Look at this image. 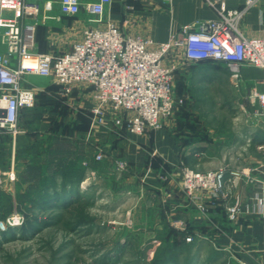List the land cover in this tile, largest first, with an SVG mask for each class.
<instances>
[{
  "label": "rangeland",
  "instance_id": "rangeland-1",
  "mask_svg": "<svg viewBox=\"0 0 264 264\" xmlns=\"http://www.w3.org/2000/svg\"><path fill=\"white\" fill-rule=\"evenodd\" d=\"M86 2L88 1L84 0ZM85 9L83 6L79 13L72 15H63L56 10V16L52 14L54 19L50 20L73 28L71 26H75V16L86 13ZM92 17L90 14L88 19ZM37 21L34 51L60 53L59 50H47L53 42L48 38L50 28L44 19L38 18ZM71 31L78 33L77 29H70L64 34L68 35ZM167 54L168 52L164 55L163 62ZM185 61L184 70H180L176 64L173 75L172 93L177 102L170 115L161 116V125L158 127L147 125L142 131H135L129 122L126 125L130 116L111 101L103 105L104 120L95 119L94 109L99 101L95 88L88 83L86 84L92 90L93 100L86 107L69 102L74 84L70 93L65 95L63 86L56 82L61 86L57 89L61 95L54 92L53 95H41L40 102L33 101L32 107L23 106L20 109L18 132L14 134L13 130L4 129L1 132L6 134L0 136V167L1 170L6 167L7 170L0 172V264H242L232 255L229 247L224 250L216 249L206 238L192 247L193 237L187 232V225L166 214L165 217L172 225L185 231L182 243L186 245L164 246L160 237L151 238L154 234H151L150 240L149 236L144 235H141L142 239H135L133 235H137L136 229L140 230L148 223L149 228H156L160 221L159 210L157 211L159 200H155L157 192L153 191L156 192L155 195L147 196L145 193L141 198L142 195H138L136 190L127 188V182L123 186L114 183L124 176L128 183L133 181L134 184V180L139 179L126 174L131 169L127 155L118 156L110 162L104 148L105 141L94 136L96 128L98 132L102 129L117 132L125 129L135 136H142L168 124L173 128L176 139L180 142L184 139L187 144V150L183 153L189 152L188 156H183V159L173 164L180 172L179 187L187 198V203L194 204V208L203 215L219 203L231 223L253 217L254 214L264 220V215L257 209L253 210L252 206V197L259 191L264 179L255 178L257 175L254 172L260 164L264 168V118L258 115L260 105L251 101L250 92L257 85H251L252 80H248L243 73L244 68L255 67L243 66L242 79L237 83L232 76V68L225 62ZM36 77L38 81L34 83L40 84L41 76ZM83 114L85 118H80ZM134 115L137 116L136 113ZM27 116L31 117L29 122ZM36 116L40 118H34ZM118 118H122V123L118 122ZM78 120L91 130L90 135L86 132L81 138H94L98 145L96 152L93 149L91 159L81 160V164L77 165L78 169L74 167V174H69L73 178H62L65 172H60L61 168L57 169V166L46 167L40 178L39 173L38 176L34 174L35 168H28V164L24 162L21 166L16 165L15 170L7 167L13 161L10 160L12 150L9 149L14 138L17 143H22L24 159L37 153L38 146L44 147L51 140L45 134L51 130L70 132ZM31 142H34L32 151L29 148ZM26 146L28 147L25 148ZM151 153L158 155L157 151L152 150ZM107 160L108 166H105ZM81 165L85 169V178H77ZM221 169L226 170L221 188L187 187L188 171L208 174ZM35 170L39 172V169ZM96 170L101 174L97 175ZM147 172L149 170L145 168L144 175ZM144 178L145 176L142 180ZM254 181L258 183V187L253 191L251 200L243 201L239 188L243 182L251 184ZM135 185L138 188L136 183ZM140 185L144 186V191L148 187L143 181ZM160 187L159 196L164 199L167 197L166 183ZM218 197L224 198L222 205ZM238 203L242 204V209L236 218H232L229 210ZM161 208L162 213L169 209L167 205L165 210L164 206ZM16 213L21 217L20 222L6 224V228H2L7 218ZM170 226L167 225V229ZM144 233L147 234L148 231ZM162 233L163 231L160 232ZM173 234L172 232L171 235Z\"/></svg>",
  "mask_w": 264,
  "mask_h": 264
},
{
  "label": "built area",
  "instance_id": "built-area-1",
  "mask_svg": "<svg viewBox=\"0 0 264 264\" xmlns=\"http://www.w3.org/2000/svg\"><path fill=\"white\" fill-rule=\"evenodd\" d=\"M55 1L65 15L77 14L86 7V12L93 16L90 20L98 24L103 22L111 3V0L86 3L82 0H0V42L5 46L4 50L0 49V132L7 129L16 134L21 106L33 103L34 92L21 84L26 74L53 77L63 86L65 95L76 82L93 86L99 101L94 117L99 121L105 118L103 105L111 101L130 116L126 125L130 123L135 131L140 132L147 125L158 127L161 116L170 115L177 102L172 93L177 65L163 62L164 55L174 45L184 47L187 61L227 63L237 83L242 79L243 66L258 68L263 74L262 88L254 87L250 93L251 101L260 105L258 115L264 118V30L258 36L245 35L239 28L243 9L228 7L226 0H206L216 7L218 17L199 21L195 28L185 25L186 36L181 40L156 43L151 38L127 35L114 22L106 21L102 27L86 28L83 38L68 51L36 52L37 19L52 18ZM256 1L246 0L247 6ZM118 119L122 123V118ZM225 173L224 169L208 174L190 170L186 184L190 189L221 188ZM252 201L253 207L264 215V179ZM241 206L238 203L230 208L232 218L239 215ZM20 218L18 213L14 214L2 228L20 222Z\"/></svg>",
  "mask_w": 264,
  "mask_h": 264
},
{
  "label": "crops",
  "instance_id": "crops-1",
  "mask_svg": "<svg viewBox=\"0 0 264 264\" xmlns=\"http://www.w3.org/2000/svg\"><path fill=\"white\" fill-rule=\"evenodd\" d=\"M82 1L84 2V0ZM226 1L230 8L243 9L242 16L239 20V28L245 35L258 36L262 33L264 30V0H257L254 4L248 6L246 0ZM56 10L63 14L59 9V4L55 1L51 14H54ZM89 15L90 14L86 12L75 16V26H71L73 28L51 22L50 19L54 18L45 19V23H48V28H50L48 38L51 42L53 41L50 45L51 48L47 50H54L52 52H55V50H59L60 52L68 51L75 42L83 38L86 28L102 27L106 21L114 22L119 29L127 35L151 38L156 43L169 39L181 40L186 36V33L183 31L185 25H191L195 28L199 21L217 18L218 11L215 6L206 2V0H111V3L107 6L106 12L103 15L102 23L98 24L88 19ZM39 19H41V17ZM70 29H77L78 33L71 31L68 35L64 34L65 31ZM154 46L155 45H151V47ZM0 49H5V46L1 42ZM185 62L184 47L176 45L172 47L164 60L166 64H178L180 70H184ZM243 73L248 80H252L251 85H257L258 88H262L260 81L263 74L259 69L247 67L244 68ZM184 78H187V76H184ZM39 80H42L40 84L34 83L38 81L34 74H26L22 79L23 88L30 89L34 92V102H40L42 100L41 95H53L52 92L60 93L57 92V89L61 86L54 82L53 77L41 76ZM92 100V90L88 84L84 82L74 83V92L69 95V102H71V104L75 102L79 103L81 107H86V104L92 103ZM32 106L33 105L25 107ZM22 107L23 106L20 108L21 110ZM45 116L47 117L48 113ZM34 118L40 117L36 116ZM80 118H85L84 114L81 115ZM26 119L29 122L31 117L27 116ZM89 129L90 128L86 126L85 123H80V120H78L70 132L51 130V132L45 134V137H49L51 140L49 139L50 141L46 142L44 147L41 145L38 146V152L29 155L30 158L28 156L27 158L24 157V159L22 157V143H17V139L14 138L13 145H11L9 149L12 150L10 160L13 161L11 166L9 164L7 167L15 170L16 165L21 166L24 162L28 164V168L33 167L39 169V172L34 169V174L37 175L39 173L38 178H40L43 171H46V167L49 168V165H51L53 167L57 166V169L60 167L61 170L59 171L65 172L62 178H73L69 174H74V167L78 169L77 165L78 163L81 164V160L91 159L94 155L92 152L94 148L96 152L98 145L96 139L81 138L86 132L90 135L91 130ZM97 129L98 128L95 129L96 132L94 136L100 139L103 138L102 140L105 141L104 148L108 153L110 162L118 156L127 155L131 162V169L126 172V174L134 175L135 178L139 179V181L135 179L133 184V181L132 183H128V181H126L127 178L125 180L124 176L123 178L120 177V179L115 180L114 183L123 186V184L127 182V188L130 190L132 189V191L136 190L138 195H142L141 198L145 193L147 196L148 194L155 195L157 192L158 196L155 200H159L157 211L159 210L160 221L157 222L156 228H149L148 225L150 223H148L145 224L147 226H142L143 228L140 230L136 229V231H138L137 235H133L135 239H142L143 236L141 235H144V237L149 236V240L151 238L159 239L160 237L159 240L164 246H169V244L174 247L182 246L184 244L182 242L185 240V231L172 225L171 221L169 222V219L165 217L166 214L169 218L172 217L173 220L177 221L181 220L187 225V232L191 233L193 237V241L191 242L192 247L197 246L199 240L202 238H206L217 247L216 249L224 250L225 247H229L228 249L231 250L232 255L242 264H264V220L259 216L254 214L255 216L253 217H247L236 223H231L227 220L225 211L219 206V203L218 206L211 208L210 212L204 215L194 208V204L187 203L188 200L179 187L180 172L173 167V164L183 159V156H188L189 152L183 153L184 150H187V144L184 139H182L181 142L176 139L171 126L168 124L164 125L162 128L153 130V132H149L142 136H135L125 129L119 132L113 129H102L98 132ZM4 134L6 133L1 132L0 136ZM117 134H119V137ZM41 140L42 138L37 139L35 144ZM32 143L34 142H31L29 146L31 151L33 150ZM27 147L28 146L25 148ZM152 150L157 151L158 155L152 154ZM109 160H107L105 166H108ZM260 165L254 172L255 175L264 177V168H261L262 166ZM81 168L82 169L78 171L77 178H85V169L82 165ZM94 168L98 169V167ZM145 168L149 170L146 175H144ZM5 171H7L6 167L2 170L0 167V172ZM96 171L98 173L97 175H99V173L101 174L99 170ZM143 176H145V178L142 180ZM140 180L148 186L145 191L143 190L144 186L140 185ZM135 183L138 185V188H136ZM165 183V194L167 197L163 199V197L161 198L159 196V190H161L160 185ZM256 187H258V183L256 184L255 181L251 184L247 182L245 184L244 182L242 183L239 190L243 201H248V199L251 200V196ZM170 194H172V196H170ZM208 195L211 196L210 193ZM245 196L248 197L246 198ZM223 197H218L221 205L224 200ZM167 198L168 200L166 201L165 199ZM166 205L169 207L167 212H160L162 209L161 207L164 206V210L166 209ZM254 209L253 207V210ZM171 214L173 215L171 216ZM167 225H171L170 229H167ZM147 231L148 233L145 234L144 232ZM162 231L163 233L160 234ZM172 232L174 233L173 235H171ZM151 234L154 235L150 238ZM156 235L158 236L156 237Z\"/></svg>",
  "mask_w": 264,
  "mask_h": 264
}]
</instances>
